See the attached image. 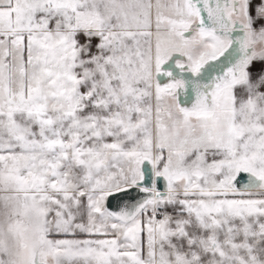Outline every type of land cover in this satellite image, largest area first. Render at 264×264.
Masks as SVG:
<instances>
[{
  "label": "snow or ice",
  "instance_id": "obj_1",
  "mask_svg": "<svg viewBox=\"0 0 264 264\" xmlns=\"http://www.w3.org/2000/svg\"><path fill=\"white\" fill-rule=\"evenodd\" d=\"M0 264H264V0H0Z\"/></svg>",
  "mask_w": 264,
  "mask_h": 264
},
{
  "label": "water",
  "instance_id": "obj_2",
  "mask_svg": "<svg viewBox=\"0 0 264 264\" xmlns=\"http://www.w3.org/2000/svg\"><path fill=\"white\" fill-rule=\"evenodd\" d=\"M242 175H244V174H242Z\"/></svg>",
  "mask_w": 264,
  "mask_h": 264
}]
</instances>
